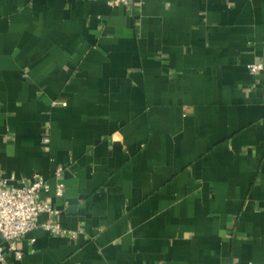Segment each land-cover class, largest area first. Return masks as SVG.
I'll use <instances>...</instances> for the list:
<instances>
[{
  "label": "crops",
  "instance_id": "crops-1",
  "mask_svg": "<svg viewBox=\"0 0 264 264\" xmlns=\"http://www.w3.org/2000/svg\"><path fill=\"white\" fill-rule=\"evenodd\" d=\"M256 62L264 0H0L1 174L75 231L7 264H264Z\"/></svg>",
  "mask_w": 264,
  "mask_h": 264
},
{
  "label": "built area",
  "instance_id": "built-area-1",
  "mask_svg": "<svg viewBox=\"0 0 264 264\" xmlns=\"http://www.w3.org/2000/svg\"><path fill=\"white\" fill-rule=\"evenodd\" d=\"M111 7L126 6L128 0H106ZM248 69L252 73H257L264 69V63H250ZM65 105L66 102L62 101ZM50 138L44 135L42 138L43 149L48 152ZM62 166L57 165L55 174L60 175ZM65 184L59 182L55 188V194H63ZM49 190V183L40 175L36 174L29 183L14 187L7 185V179L1 174L0 169V241L6 243L15 255L21 257V251L18 249L20 239L35 227H41L57 235L75 236V231L63 227L57 220L59 210L51 205L50 202L40 198L41 192ZM47 213L49 218L39 221V215ZM0 262L7 264L3 253V245L0 242ZM246 264H253L247 262Z\"/></svg>",
  "mask_w": 264,
  "mask_h": 264
}]
</instances>
